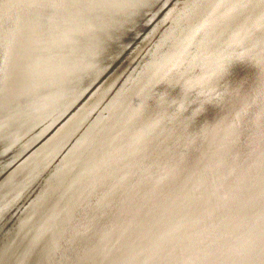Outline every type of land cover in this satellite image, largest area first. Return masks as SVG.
<instances>
[{
	"label": "water",
	"instance_id": "1",
	"mask_svg": "<svg viewBox=\"0 0 264 264\" xmlns=\"http://www.w3.org/2000/svg\"><path fill=\"white\" fill-rule=\"evenodd\" d=\"M0 264H264V0H0Z\"/></svg>",
	"mask_w": 264,
	"mask_h": 264
}]
</instances>
